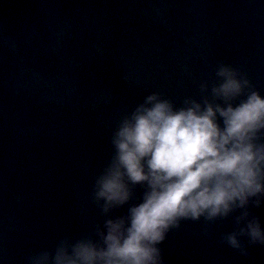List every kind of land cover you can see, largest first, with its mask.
<instances>
[{"label":"water","instance_id":"95a60500","mask_svg":"<svg viewBox=\"0 0 264 264\" xmlns=\"http://www.w3.org/2000/svg\"><path fill=\"white\" fill-rule=\"evenodd\" d=\"M220 62L264 95V0H0V264L102 223L90 192L122 111L179 104ZM202 227L170 233L165 264H264L218 243L231 220Z\"/></svg>","mask_w":264,"mask_h":264},{"label":"clouds","instance_id":"9594fccd","mask_svg":"<svg viewBox=\"0 0 264 264\" xmlns=\"http://www.w3.org/2000/svg\"><path fill=\"white\" fill-rule=\"evenodd\" d=\"M198 89L179 104L153 91L122 111L90 192L102 223L27 264H165L161 245L184 222L209 236L231 220L219 244L245 256L248 246H264L255 211L264 208V95L224 62Z\"/></svg>","mask_w":264,"mask_h":264}]
</instances>
